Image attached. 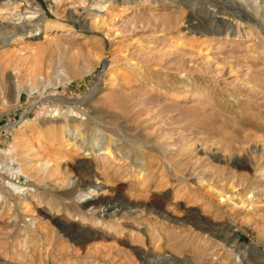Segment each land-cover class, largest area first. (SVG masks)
Instances as JSON below:
<instances>
[{"label":"rangeland","instance_id":"374dc122","mask_svg":"<svg viewBox=\"0 0 264 264\" xmlns=\"http://www.w3.org/2000/svg\"><path fill=\"white\" fill-rule=\"evenodd\" d=\"M15 1L45 30L0 49V164L30 184L0 170V264H264L231 248L264 255V0Z\"/></svg>","mask_w":264,"mask_h":264},{"label":"bare ground","instance_id":"6f19581e","mask_svg":"<svg viewBox=\"0 0 264 264\" xmlns=\"http://www.w3.org/2000/svg\"><path fill=\"white\" fill-rule=\"evenodd\" d=\"M54 1H55L54 4L56 5L61 0H54ZM103 1H105V0H95V3L92 5V10H101V9H103V7H102ZM138 1H142V0H138ZM157 1L158 0H152V1H146V2H143V3H145L146 6H149V5H152L153 3H156ZM171 1H177V0H171ZM178 1H180L182 3L183 2L185 3V2H187L189 0H178ZM254 1L256 2L257 0H254ZM19 2L15 1V0H0V18L4 19V20H7V21H10L9 22V24H10L9 27L0 26V33L3 30H5V28H11L10 29L11 30L10 34H12V38L9 41H6V40H1L0 41V49L3 48V47H7L8 45H11L12 42H13V38L14 37H17L18 40L36 39L40 35L41 31L45 30L43 28H37L35 30L28 29L27 24H28L29 20L32 18L33 13L29 12L28 16H26V14H24V15L21 16L22 18L19 17V13H20L19 11H15L14 13H12L13 9L20 8ZM23 2H24V6H25L24 10H30V7H29L30 2L28 0L27 1H23ZM3 12H5L7 14L6 18H3V15H4ZM222 20L224 21L225 18H223ZM234 26H235L234 22H230L227 25V28L228 29H233ZM59 31L68 32V30H64V29L60 30V28H59ZM44 33H45V31H44ZM19 92H20V90H19V86H18V94H16V102H19V97H20V93ZM183 100H188V95L183 96ZM262 150H264V148ZM45 164L48 165L49 161L48 162L46 161ZM0 170L1 171L2 170H9L13 175H15V179L14 180L10 179L11 181H9V183L6 184V185H9V187H6V192L5 193L10 195V196H13L14 195L13 193L19 191L20 189H23L22 188L23 186L27 187V185L29 184V177H27L24 174L21 165H19L17 163V161L14 162V160L12 158L10 159V161L8 163L0 164ZM37 175H39V174H37ZM79 175H80V178H78L79 180H78V182L76 184L77 187H79V186L93 187L91 185L93 178L91 176V172H89L88 169L81 170ZM93 177L95 178L97 176L94 174ZM75 195H76V188L74 187L71 191H67V192L62 193V199L69 200L71 198H74ZM92 206H103L104 207V210L102 212L103 214H109V212H111L113 210H116V205L114 203V199H110V200L95 199V201L87 202L85 205L82 206V208H87V207H92ZM136 208L138 209L139 207H135L134 209L136 210ZM114 212H118V211H114ZM50 219H52V218H50ZM55 224H57L61 228H63L61 232H65L67 235H69L73 239H79L80 240L79 232L74 231L73 229L69 228V226L64 227L63 225H61V223H55ZM237 246H238V240H237V238H235L234 241H232L231 248H235L237 250V252L240 254L241 258L245 259L246 253L250 250V251L254 252L257 255H261L262 258L264 259V255L260 254V252L255 247L243 246L241 248H238ZM147 256H148V254H147ZM159 257L160 256H158V257L153 256L152 258H153L154 261H161Z\"/></svg>","mask_w":264,"mask_h":264}]
</instances>
